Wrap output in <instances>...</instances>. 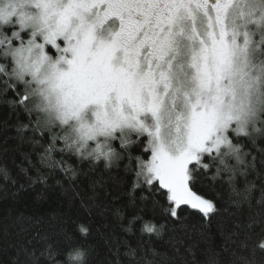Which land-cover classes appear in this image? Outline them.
I'll return each mask as SVG.
<instances>
[{
    "label": "snow or ice",
    "instance_id": "snow-or-ice-1",
    "mask_svg": "<svg viewBox=\"0 0 264 264\" xmlns=\"http://www.w3.org/2000/svg\"><path fill=\"white\" fill-rule=\"evenodd\" d=\"M0 45L11 57L0 93L17 92L9 103L39 134L40 163L60 166L54 153L66 152L110 162L116 140L142 148L129 195L140 189L154 213L215 212L198 178L232 173L229 160L244 163L237 137L264 135V0H3Z\"/></svg>",
    "mask_w": 264,
    "mask_h": 264
},
{
    "label": "trees",
    "instance_id": "trees-1",
    "mask_svg": "<svg viewBox=\"0 0 264 264\" xmlns=\"http://www.w3.org/2000/svg\"><path fill=\"white\" fill-rule=\"evenodd\" d=\"M3 47L0 65L10 71ZM46 52L55 55L50 46ZM0 79L8 77L0 73ZM18 98L13 89L0 93V264H56L75 248L86 253L84 264H264L258 247L264 240V135L250 129V136L237 137L244 163L229 160L232 173L213 180L212 168L198 178L195 190L215 212L205 217L181 206L174 219L142 203L140 189L129 195L142 148L129 146V153L116 140L111 144L120 155L110 162L66 152L54 153L60 166L41 164L42 148L34 144L41 138L28 113L9 103ZM24 124L28 128L17 131ZM146 222L163 227L158 234L142 232Z\"/></svg>",
    "mask_w": 264,
    "mask_h": 264
},
{
    "label": "clouds",
    "instance_id": "clouds-1",
    "mask_svg": "<svg viewBox=\"0 0 264 264\" xmlns=\"http://www.w3.org/2000/svg\"><path fill=\"white\" fill-rule=\"evenodd\" d=\"M0 3H3V0H0ZM80 251H81L82 255H81V258H80L78 264H84V257L86 255V253L81 249H80Z\"/></svg>",
    "mask_w": 264,
    "mask_h": 264
},
{
    "label": "rangeland",
    "instance_id": "rangeland-1",
    "mask_svg": "<svg viewBox=\"0 0 264 264\" xmlns=\"http://www.w3.org/2000/svg\"><path fill=\"white\" fill-rule=\"evenodd\" d=\"M17 29H18V26H17ZM30 37H28V39H29ZM38 42H40V43H43V41L42 40H40V41H38ZM58 43H59V41H58ZM46 46H50L51 47V45H46ZM46 46H45V51H46ZM51 49L54 51V53H55V55H59V53H57L56 52V49H54V48H52L51 47ZM187 207V206H186ZM189 208V207H188ZM191 209V208H190ZM193 210V209H192ZM195 211H197V210H195ZM198 212V211H197ZM211 214V213H210ZM209 214V215H210Z\"/></svg>",
    "mask_w": 264,
    "mask_h": 264
}]
</instances>
